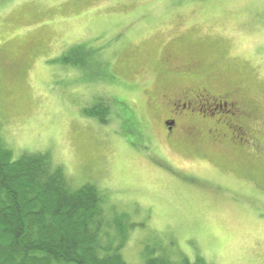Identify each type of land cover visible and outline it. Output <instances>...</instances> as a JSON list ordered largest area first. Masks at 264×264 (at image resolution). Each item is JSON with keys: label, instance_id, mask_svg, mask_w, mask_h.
<instances>
[{"label": "rangeland", "instance_id": "obj_1", "mask_svg": "<svg viewBox=\"0 0 264 264\" xmlns=\"http://www.w3.org/2000/svg\"><path fill=\"white\" fill-rule=\"evenodd\" d=\"M164 62L254 105L255 146L168 136L149 98ZM0 138L15 157L49 152L125 212L128 264L146 248L264 264V0H0Z\"/></svg>", "mask_w": 264, "mask_h": 264}, {"label": "trees", "instance_id": "obj_2", "mask_svg": "<svg viewBox=\"0 0 264 264\" xmlns=\"http://www.w3.org/2000/svg\"><path fill=\"white\" fill-rule=\"evenodd\" d=\"M83 64L73 61L77 68ZM103 103L87 113L104 116ZM104 202L94 184L73 187L49 152L15 157L0 138V264H128L121 249L134 224ZM144 264L206 262L198 256L176 262L146 248Z\"/></svg>", "mask_w": 264, "mask_h": 264}, {"label": "flooded vegetation", "instance_id": "obj_3", "mask_svg": "<svg viewBox=\"0 0 264 264\" xmlns=\"http://www.w3.org/2000/svg\"><path fill=\"white\" fill-rule=\"evenodd\" d=\"M195 67L187 63L179 70H171L167 62L160 64L158 80L164 85L160 102L155 93H149L154 110L163 115L160 126L168 136L179 132L195 146L228 143L242 152L248 151V146H255L250 123L256 107L237 98L233 90L218 93L209 84L198 83L201 79H195ZM181 80H193L194 84L176 86L165 93L169 84Z\"/></svg>", "mask_w": 264, "mask_h": 264}]
</instances>
